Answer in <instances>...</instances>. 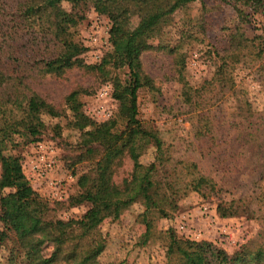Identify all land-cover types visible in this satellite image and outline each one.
<instances>
[{"label": "trees", "instance_id": "1", "mask_svg": "<svg viewBox=\"0 0 264 264\" xmlns=\"http://www.w3.org/2000/svg\"><path fill=\"white\" fill-rule=\"evenodd\" d=\"M195 1L0 0V191L12 189L16 198L13 208H6L2 201L0 209L4 227L0 237L10 233L17 245L11 251L9 264H100L98 258L107 243L99 226L108 218L121 216L137 202L145 207L141 214L145 226L141 242L147 244L153 234L163 237L167 264H264L262 128L249 124L225 137L220 124L214 123L218 121L217 111L211 115L203 109L195 130L197 137L207 139L208 155L214 161L215 171L207 173L191 157L176 159L158 133L148 129L139 117V90L154 88L141 57L151 49L148 37L167 27L179 9ZM223 1L235 10L236 25L224 47V64L208 85L215 83L220 90H229L234 87L235 78L223 66L249 56H264V0ZM63 2L70 5L69 11L62 7ZM89 7L111 23L109 51L97 64H87L80 57L87 48L74 39V30L86 18ZM127 15L139 18L133 29L124 25ZM253 24L260 26L261 34L248 38V28ZM26 34H31L30 38L21 43ZM155 48L175 56L181 100L199 106L203 93L186 80V57L178 45L158 44ZM76 67L96 71L104 82L111 83V97L118 103V111L115 117L99 123L83 110L79 98L83 89L72 91L65 98L72 115L69 127L79 131L76 148L82 151L80 160L91 159L94 163L90 172L78 177V193L70 199V206L87 204V211L77 219L63 221L49 216L51 207L25 177L22 158L10 154L8 149L38 141L46 126L45 116L62 117L57 107L35 92L31 82L47 75L61 78ZM123 72L125 76L121 75ZM217 93L220 92L214 97ZM240 110L248 113L247 118L254 117L249 107L247 111ZM150 148L154 150L153 157L145 163L142 156ZM253 155L257 162L249 166L247 161ZM125 157L133 161V172L118 186L112 177ZM222 180L239 188L241 195L220 201L217 216H245L261 221L256 237L229 251L213 241L192 240L173 229L156 236L154 221L170 217L182 195L191 191L210 199L220 195ZM233 188L226 190L231 193ZM46 243L53 246L49 255L42 252Z\"/></svg>", "mask_w": 264, "mask_h": 264}, {"label": "rangeland", "instance_id": "2", "mask_svg": "<svg viewBox=\"0 0 264 264\" xmlns=\"http://www.w3.org/2000/svg\"><path fill=\"white\" fill-rule=\"evenodd\" d=\"M69 11L70 5L62 3ZM128 29H133L139 22L135 15L123 19ZM236 25V13L230 4L223 0H197L179 9L173 19L159 32L151 33L148 43L149 51L141 55L143 68L153 80L154 88H142L138 92L140 108L139 117L148 129L156 131L176 159L186 160L191 157L200 163L207 173H213L214 161L209 157L207 139L196 136L198 116L205 109L211 113L217 111L220 130L225 137L250 125H259L264 131V56L246 57L238 63L223 66L227 72H233L234 87L220 90L214 83L215 73L224 64V47L228 36ZM260 26H249L247 36L253 38L261 34ZM110 21L98 15L91 7L86 10V18L74 30L75 41L81 42L87 50L80 57L87 64L101 63L109 51L105 34L110 32ZM99 38L94 40V34ZM31 34H26L21 43H26ZM107 37L109 38L108 34ZM158 44L178 45L186 57L185 78L193 88H199L203 101L199 106H191L181 100V82H179L175 56L163 50H157ZM125 76L123 72L121 74ZM215 86V87H214ZM31 87L47 102L53 104L62 113L59 119L45 116L46 126L38 141L9 148L8 152L22 158L24 175L31 187L50 205L49 216L55 220L67 221L81 217L88 209L87 204L70 206V199L78 193L77 179L81 174L90 172L94 160H80L82 151L76 148L79 131L69 127L71 112L65 104V98L79 88L83 110L91 119L102 123L116 116L118 103L112 97L111 83L96 71L76 67L63 77L52 75L40 76L31 82ZM212 91V94L207 92ZM217 96H215L216 92ZM248 105V106H247ZM201 106V107H200ZM200 107V108H199ZM251 109L254 117H248ZM211 110V111H209ZM211 115H213L211 113ZM246 118V119H245ZM249 121V122H248ZM59 127L57 130L56 127ZM227 148L230 149L229 146ZM154 150L143 154L142 160L149 163ZM253 155L247 165L257 160ZM254 162V163H253ZM133 161L125 157L121 167L113 174L112 182L120 186L133 172ZM183 163L180 164V167ZM1 171V168H0ZM220 176L216 178L218 181ZM220 195L204 199L195 192L189 191L178 200V207L168 218L154 221L156 236L168 230H175L179 235L192 240H208L234 251L239 244L256 237L261 221L248 219L245 216L221 218L217 216V206L222 200L240 197L239 188L223 183ZM233 188L229 193L226 189ZM13 208L16 204L14 190L0 191V209L3 206ZM145 210L141 202L134 203L117 217L104 220L98 230L105 238L107 246L99 256L100 264H167L166 248L163 237H154L147 244L142 241L145 226L141 214ZM4 232L0 221V233ZM12 234L0 237V264H9L12 249L16 248ZM52 244L46 243L42 252L49 255Z\"/></svg>", "mask_w": 264, "mask_h": 264}, {"label": "built area", "instance_id": "3", "mask_svg": "<svg viewBox=\"0 0 264 264\" xmlns=\"http://www.w3.org/2000/svg\"><path fill=\"white\" fill-rule=\"evenodd\" d=\"M99 34H100V33L94 34L93 39H94V40L100 39V38H99ZM107 34H109V33L107 32V33L105 34V36H106V44L108 43V37H107Z\"/></svg>", "mask_w": 264, "mask_h": 264}]
</instances>
